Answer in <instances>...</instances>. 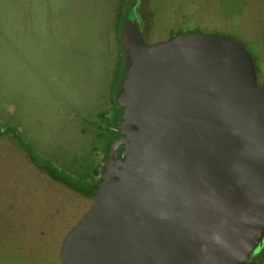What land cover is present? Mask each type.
Masks as SVG:
<instances>
[{
    "label": "water",
    "instance_id": "water-1",
    "mask_svg": "<svg viewBox=\"0 0 264 264\" xmlns=\"http://www.w3.org/2000/svg\"><path fill=\"white\" fill-rule=\"evenodd\" d=\"M123 113L62 264H250L264 251V85L218 34L149 45L127 23Z\"/></svg>",
    "mask_w": 264,
    "mask_h": 264
},
{
    "label": "rangeland",
    "instance_id": "rangeland-1",
    "mask_svg": "<svg viewBox=\"0 0 264 264\" xmlns=\"http://www.w3.org/2000/svg\"><path fill=\"white\" fill-rule=\"evenodd\" d=\"M135 0H0V264H62L116 140ZM144 38L218 34L257 45L264 0H143ZM250 264H264V252Z\"/></svg>",
    "mask_w": 264,
    "mask_h": 264
},
{
    "label": "trees",
    "instance_id": "trees-1",
    "mask_svg": "<svg viewBox=\"0 0 264 264\" xmlns=\"http://www.w3.org/2000/svg\"><path fill=\"white\" fill-rule=\"evenodd\" d=\"M142 2H143V0H135L134 3H133V6H132V8H131V11L133 10L134 7H136L137 10H138V8H139V10H140V6H141ZM182 33H184V32H181V33H179V34H182ZM179 34H177V35H179ZM177 35H176V36H177ZM249 46L251 47V51L253 52V55H252V56H253V59H254V62H255L256 68H257L258 65H257L256 59H257V55H258V47H257V45H255V44H253V43H250ZM123 54L127 57V54H126V52L124 51V49H123ZM257 71H258V69H257ZM119 109H121V114H120V116L116 119V120H117V125L119 124L120 118H121L122 113H123V108H122L121 106H119ZM119 136H120V131H119V129H118L116 139H117ZM96 191H97V188H96ZM263 252H264V251H263ZM263 252H262V253H263Z\"/></svg>",
    "mask_w": 264,
    "mask_h": 264
},
{
    "label": "flooded vegetation",
    "instance_id": "flooded-vegetation-1",
    "mask_svg": "<svg viewBox=\"0 0 264 264\" xmlns=\"http://www.w3.org/2000/svg\"><path fill=\"white\" fill-rule=\"evenodd\" d=\"M130 17H131V20H132V21L137 22V23H139V24H143V28H144V25H145L146 23H145V21H144L142 15H141V13H140L139 8H138V10H137V8L134 7L133 10L131 11ZM143 32H144V30H143ZM143 34H144V33H143ZM126 58H127V57H126ZM257 75H258V74H257ZM99 185H100V183H99ZM99 185L97 186V189H98ZM94 194H95V193H94ZM259 256H260V255H259Z\"/></svg>",
    "mask_w": 264,
    "mask_h": 264
}]
</instances>
